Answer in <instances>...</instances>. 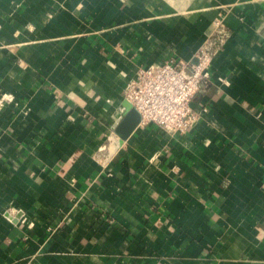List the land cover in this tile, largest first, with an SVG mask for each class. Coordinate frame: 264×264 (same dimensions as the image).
Instances as JSON below:
<instances>
[{
  "label": "crops",
  "instance_id": "obj_1",
  "mask_svg": "<svg viewBox=\"0 0 264 264\" xmlns=\"http://www.w3.org/2000/svg\"><path fill=\"white\" fill-rule=\"evenodd\" d=\"M218 18L194 126H141ZM0 264H264V0H0Z\"/></svg>",
  "mask_w": 264,
  "mask_h": 264
},
{
  "label": "built area",
  "instance_id": "obj_2",
  "mask_svg": "<svg viewBox=\"0 0 264 264\" xmlns=\"http://www.w3.org/2000/svg\"><path fill=\"white\" fill-rule=\"evenodd\" d=\"M229 37L223 18H218L207 42L195 53L194 61L172 57L141 68L124 91L125 99L140 115V125L152 124L176 133H185L193 127L199 116L193 100L211 80L210 67L216 48L223 46Z\"/></svg>",
  "mask_w": 264,
  "mask_h": 264
},
{
  "label": "water",
  "instance_id": "obj_3",
  "mask_svg": "<svg viewBox=\"0 0 264 264\" xmlns=\"http://www.w3.org/2000/svg\"><path fill=\"white\" fill-rule=\"evenodd\" d=\"M20 216H21V215L19 214V215H18V218H19Z\"/></svg>",
  "mask_w": 264,
  "mask_h": 264
}]
</instances>
